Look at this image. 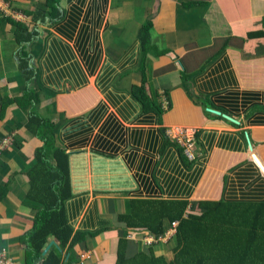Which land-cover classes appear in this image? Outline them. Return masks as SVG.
Segmentation results:
<instances>
[{
    "label": "crops",
    "instance_id": "0c3cea01",
    "mask_svg": "<svg viewBox=\"0 0 264 264\" xmlns=\"http://www.w3.org/2000/svg\"><path fill=\"white\" fill-rule=\"evenodd\" d=\"M44 1H1L0 113L3 99H20L33 90L39 98L34 107L36 115L58 123L59 136L72 120L89 117L95 106L103 104L107 111L96 127V136L89 140V144H94L109 118L123 123L107 95L116 91L127 99L133 97L129 88L138 80L139 32L147 21H152L153 45L167 53L150 54L148 80L154 93L168 92V102L161 100L163 114L155 119V125L125 123L124 127L130 132L133 128L145 132L160 128L198 130V140L204 145V137L214 134L206 167L191 200H218L224 195L229 202L264 201V0H106L102 25L93 30L95 38L88 44L90 52H100L97 70L90 73L83 62L85 85L75 88L67 82L61 90L53 89L46 81L43 67L51 37L65 39L60 27L69 24L70 12L78 8L83 17L100 0H61V19L54 24ZM12 21L27 27V34L18 36L20 30ZM25 37L31 40L27 43L22 40ZM73 45L75 49V42ZM23 50L31 58L29 75L21 67ZM183 74L186 82L182 80ZM107 75L112 80L105 86ZM206 107L235 122L209 112ZM32 114L23 102L9 106L0 119V253L6 251L13 264H41L28 262L23 242L47 202L38 198V192L32 188L35 180L45 177L37 157L45 141L28 128ZM229 136L236 138L235 150L220 146L221 139ZM248 144L256 148L262 165L251 157ZM161 145L157 146L154 159L145 150V143L140 148L122 147L116 159L94 155L90 147L68 152H87L76 159L85 160V174L78 177L85 179L88 186L78 187L72 181L73 198L85 199L75 226H83L92 216L96 228L110 229L95 238L87 236L88 249L84 244L81 250L77 249L73 263L69 261L71 254L63 251L61 264H103L106 253L114 256L122 229L113 226V216L126 211L131 199L148 195L145 184L154 179L156 167L169 172L167 166L162 168L160 159L176 169L186 168L172 146L165 149L171 151V157L159 155ZM195 153L192 170L206 159L202 152ZM212 158H218L215 164ZM150 161L154 166L149 165ZM48 162L53 166V159ZM99 163L101 170L95 175L94 166ZM91 178L108 179L109 188L94 189ZM112 182L118 183L116 189ZM200 192L206 195L200 196ZM53 240L56 241L49 238V243Z\"/></svg>",
    "mask_w": 264,
    "mask_h": 264
},
{
    "label": "trees",
    "instance_id": "16d2710c",
    "mask_svg": "<svg viewBox=\"0 0 264 264\" xmlns=\"http://www.w3.org/2000/svg\"><path fill=\"white\" fill-rule=\"evenodd\" d=\"M44 4L52 23L59 21L61 0H45ZM105 4L106 0H100L99 4L94 3L83 17L78 12V6L74 7L78 11L73 9L70 12V19H67L69 24L60 27L65 39L54 35L51 37L48 53L43 59V67L46 81L53 85V89L61 90L67 82L75 88L85 85L86 65L90 73L96 72L100 52H90L88 44L95 38L96 32L93 30L102 25ZM81 18L83 22L80 24ZM12 22L16 25L14 21ZM16 26L20 30L18 36L27 34V27L21 24ZM153 26L152 21H147L139 32L140 57L136 67L138 80L129 88V93L133 97L127 99L126 95L116 91L107 95L110 106L117 110L123 123L114 120L113 117L109 118L102 133L95 138L94 144H89V140L96 136V127L107 111L103 104L95 106L89 117L72 120L58 136V123H52L51 120L36 115L34 107L38 104L39 98L35 91L26 92L20 99H3L0 119L4 118L9 106L24 102L33 112L28 128L45 141L44 147L37 154L45 177L35 180L32 188L38 192V198L43 197L47 202L38 212L34 228L23 238L29 263L61 264L63 251L71 254L69 261L73 263L76 261L77 249L81 250L83 244L85 249H88L87 236L95 238L110 229L96 228L92 216L83 226L78 228L75 226L74 223L78 222L85 207V199L73 198L72 181L78 183V187L88 186L85 179L78 177L85 174L83 169L85 160L76 159L77 155H84L83 153L87 152H68L86 150L90 147L94 155L111 159L117 158L122 147L134 145L140 148L145 143V150L154 159L157 156V146L162 143L159 155L165 156L166 159L171 157V151L165 149L172 146L177 150L186 168L176 169L160 159L162 168L167 166L169 172L164 170L162 172V169L158 170L156 167L155 173H152L154 179L145 184L148 195L131 199L126 211H119L113 216V226L122 229L121 236L119 235L114 256H111V252L106 253L103 264H264V201L229 202L224 195L218 200L210 198L191 200L201 171L206 167L208 151L214 143V134L204 137V141L207 142V145H204L200 139L198 140L197 130L194 140L195 151L202 152L206 159L192 170L191 166L197 158L196 153L194 152L193 159H190L185 153V145L169 137L166 129L145 132L140 128H133L130 132L124 127L125 123L155 125L156 123H153L155 119L163 114L161 100L168 102L165 99L168 98V92L154 93L148 80L147 65L150 54L162 56L167 53L153 45ZM19 40L28 43L31 39L25 37ZM74 42L75 49L74 45L72 46ZM23 44L25 45L24 42ZM30 62L28 52L24 51L21 67L27 75L31 74ZM111 80L112 76L107 75L104 85L108 86ZM182 80L187 81L186 74L182 75ZM135 116L136 120L133 119ZM235 139L232 136L225 137L221 139L220 146L235 150L238 146ZM247 147L251 157L256 159L255 163L261 165L256 148L250 144ZM49 159H53V166L48 162ZM217 159L212 158V164H215ZM100 164L94 166L95 175L101 170ZM149 165H152V161ZM262 171L264 173V168ZM110 180L113 181L112 178ZM92 183L93 188L97 190L99 187L108 189L110 185L108 179L91 178L90 184ZM112 184L116 189L118 183ZM199 195L206 193L200 192ZM173 223H177V231L167 243L173 244V258L167 259L165 243L158 242L150 247L140 245L146 237H161ZM87 227L91 229H85ZM51 237L56 240L60 249L53 247L46 257H42ZM128 237H133L134 240Z\"/></svg>",
    "mask_w": 264,
    "mask_h": 264
},
{
    "label": "built area",
    "instance_id": "2783aa9c",
    "mask_svg": "<svg viewBox=\"0 0 264 264\" xmlns=\"http://www.w3.org/2000/svg\"><path fill=\"white\" fill-rule=\"evenodd\" d=\"M1 1L2 0H0V5H1ZM166 134L169 137H172V138L176 139L177 141L183 143L186 147V150H185L186 155L190 159H193V156H194L193 145L195 144L194 140H195V134H196L195 130L187 129V128L186 129H184V128H176V129L167 128ZM176 226H177V223H173V225L166 231V233L159 238H157L156 236L146 237L142 242L143 246L146 245V246L150 247L153 244L158 243V242H162L165 244L169 243L171 241V239L174 237V235L176 234V231H177ZM129 238L134 239L133 237H129ZM84 255L82 256V258L84 257ZM0 264H13L12 258L9 257V255L6 251L0 253Z\"/></svg>",
    "mask_w": 264,
    "mask_h": 264
},
{
    "label": "water",
    "instance_id": "95a60500",
    "mask_svg": "<svg viewBox=\"0 0 264 264\" xmlns=\"http://www.w3.org/2000/svg\"><path fill=\"white\" fill-rule=\"evenodd\" d=\"M69 90H70V89H68V91H69ZM206 110H208V111L211 112V113H215V114H217V115H219V116H222V117L225 118V119H228V120H230V121L235 122V120L231 119V118L228 117L226 114H222V113L219 112V111H215V110H212V109H210V108H206ZM250 149H252V148L250 147ZM52 246H55L57 249H60L59 246L57 245L56 241L53 240V241H51V242L47 245V247L45 248V250H44L43 253H42V256H45V255L48 253V251L50 250V248H51ZM67 257H68V255H67Z\"/></svg>",
    "mask_w": 264,
    "mask_h": 264
},
{
    "label": "rangeland",
    "instance_id": "374dc122",
    "mask_svg": "<svg viewBox=\"0 0 264 264\" xmlns=\"http://www.w3.org/2000/svg\"><path fill=\"white\" fill-rule=\"evenodd\" d=\"M251 146H252V144H251ZM193 150L195 152V144L193 145ZM140 245L143 246L142 242L140 243ZM166 247H167V249H166L165 254H166L167 259L173 258V256H174L173 249H172L173 248V244L172 243L171 244H166Z\"/></svg>",
    "mask_w": 264,
    "mask_h": 264
},
{
    "label": "clouds",
    "instance_id": "9594fccd",
    "mask_svg": "<svg viewBox=\"0 0 264 264\" xmlns=\"http://www.w3.org/2000/svg\"><path fill=\"white\" fill-rule=\"evenodd\" d=\"M128 239H130V238L128 237ZM130 240H134V239H130Z\"/></svg>",
    "mask_w": 264,
    "mask_h": 264
}]
</instances>
